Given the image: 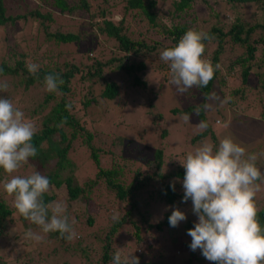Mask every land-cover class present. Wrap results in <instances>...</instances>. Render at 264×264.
Returning a JSON list of instances; mask_svg holds the SVG:
<instances>
[{"label":"trees","instance_id":"obj_1","mask_svg":"<svg viewBox=\"0 0 264 264\" xmlns=\"http://www.w3.org/2000/svg\"><path fill=\"white\" fill-rule=\"evenodd\" d=\"M9 1L0 0V83L7 82L9 85L8 91L0 93V96L16 102L14 95H10L18 87L25 93L33 85L43 86L44 76L50 73H59L64 81L58 92L47 91L44 95V101H53V105L42 118V127L37 129L32 140L37 155L29 158L28 163L20 168L23 172L20 176L30 175L33 170L49 178L50 191L44 195L46 203L57 200L55 190L65 194L70 204L69 207L66 205L67 215L69 216V211L74 214L69 218L77 238L67 242L60 238L58 232L47 234L45 238L54 239L55 246L46 251L47 255L38 251L33 264H111L112 254L117 250L124 255L139 257L140 264H163L151 260L149 253L142 251L143 247L157 245L158 240L154 236L143 235L141 230L144 227L148 232H152V229L159 232L164 226L170 227L169 217L172 212H165L162 220H156L152 214L153 205L158 207L161 203L174 206L192 204L191 199L183 202V186L178 188L179 185H176V180H183L185 169L179 163L164 173L162 168L165 165V156L161 147L154 149L151 159L136 166L132 158L123 157L124 161L120 163L118 153L101 144L100 132L94 127L90 128L93 119L87 121L86 116L90 108L99 106L100 101L106 103V107L112 103V110L116 109L113 105L116 101H121L118 104L122 108L126 107L130 100L129 95H132L129 88L148 86L145 75L147 69H157L161 72L157 74L154 71V81L157 76V81L164 80L172 85L168 66L159 58L160 52L178 44L189 29L210 35L211 39L204 42V56L208 57L214 66L223 63V67L220 66L216 70L207 87H196L201 93V103L172 110L182 113L195 112L201 121H205V111L202 107L206 103L205 97L212 93L214 87L221 88L226 85V79L235 75L238 69L241 84L248 82L252 71L254 77H257L256 86H260V92L264 94V0H33L30 9L23 12L19 10V3V6L15 5V9H9ZM240 6L248 8L243 16L239 13ZM116 7L119 18L114 16ZM236 8L237 12L234 11ZM56 14L62 22L55 21L58 20ZM68 16L70 17L67 19ZM79 19L85 24L81 25ZM29 21L31 29L26 33L23 25ZM73 24L78 27L71 26ZM9 25L14 26L12 31L6 29ZM61 27L65 31H62ZM79 27H88L91 32L89 35H92L93 39H99L97 44L104 52L100 58L89 64L71 61L66 59L69 56H66L67 52L64 50L55 51L49 48V42L51 46L58 43H73L78 46L85 34L81 29H71ZM40 38L43 39L41 42ZM38 50H43V54L48 58L66 57L62 63L51 59L45 63H37L39 71L33 76L26 64L35 63ZM105 50L109 54H106ZM236 53L238 54L234 56ZM3 77L7 78L2 79ZM81 89L85 90L82 97L79 96ZM20 99V96L17 97V102ZM67 105H70V108L66 107ZM121 114L120 111L119 116ZM262 117L264 118L263 112ZM161 118L157 115L154 120L159 121ZM120 125L118 122V126ZM165 134V129L161 128L160 138ZM208 136L217 145L218 137L211 131L209 124L206 130L197 133L192 140L204 141ZM113 137L117 141L118 150H121L125 143L122 134L116 133ZM78 139H81V145L85 147V153L94 169L93 177L83 183H80L75 175L77 166L70 155L75 151V142ZM104 157L107 161L103 165ZM150 166L153 167L152 170ZM132 169L133 175L127 177L126 170ZM2 171L3 169H0V181L3 175V183L7 177H11ZM18 171L12 175H17ZM100 185L111 198L114 197L115 201L122 205L123 212L117 215L118 219H110L107 227H101V230H98L100 235L93 240L87 234L81 235V227L84 223L94 224L97 213L103 207L104 203L97 201L92 194L94 187ZM4 193H0V241L5 239V245L13 244L12 247L18 250L28 241L22 237L25 231L29 227L33 230L39 229L16 212L13 197H7ZM72 204H82V213L71 206ZM258 209L259 222L264 226V205ZM103 210L109 211L106 208ZM192 223V220L187 222L186 232L194 227ZM11 225L15 226V230L18 229V234L6 237L7 228ZM176 237L172 239L174 253L180 252L185 246V255H189L183 264H193L194 261L205 259L200 249L191 250L192 239L183 242L184 246L176 250L175 245L181 242L180 238ZM99 252L100 255L96 257ZM30 253V248L25 244L20 255L14 259L18 264H28L24 257L27 259ZM0 264L14 262L5 261L1 256Z\"/></svg>","mask_w":264,"mask_h":264},{"label":"clouds","instance_id":"obj_2","mask_svg":"<svg viewBox=\"0 0 264 264\" xmlns=\"http://www.w3.org/2000/svg\"><path fill=\"white\" fill-rule=\"evenodd\" d=\"M210 39L208 33L189 29L178 44L160 52V60L168 66L170 82L181 95L193 87H207L220 67L204 56V42ZM26 67L30 74L37 75V64L27 63ZM63 83L59 73L44 76V87L49 93L58 92ZM8 88L7 82L0 83V93ZM205 100L208 101L202 106L205 110L212 102L220 105L227 102L214 95L206 96ZM184 120L190 121V116L185 114ZM196 127L204 131L208 124L200 121ZM36 132L35 124L25 113L12 100L0 96V169L11 177L3 182V191L13 197L16 212L39 229L37 232L29 227L23 239L40 243L47 234L58 232L60 238L71 242L77 233L66 205L60 200L47 203L44 200L50 191L49 178L39 172L12 175L37 155L32 143ZM257 159L256 154H249L229 136L220 139L218 146L201 141L178 159L185 169L183 202L191 199L193 212L198 216L195 226L187 232L192 238L190 248L200 249L203 257L214 264H264V226L259 222L255 200L264 184V173L257 166ZM172 188L174 191V183ZM186 219V214L176 208L169 224L177 227ZM111 264H140V260L117 250L112 254Z\"/></svg>","mask_w":264,"mask_h":264},{"label":"rangeland","instance_id":"obj_3","mask_svg":"<svg viewBox=\"0 0 264 264\" xmlns=\"http://www.w3.org/2000/svg\"><path fill=\"white\" fill-rule=\"evenodd\" d=\"M32 1L33 0H10L7 2V7L9 9H15V5L19 6L20 4L19 10L23 12L30 9L29 6L32 5ZM247 10V6L239 7V13H241L242 16L247 12ZM115 11L116 13L114 16L119 18V14H117L118 7H116ZM234 11L237 12L238 8L234 9ZM56 16H58V14H56ZM59 17L60 16L57 17L58 20H55L57 23L58 21L62 22ZM69 17L70 16H68L67 19ZM63 22L65 23L66 21L64 20ZM79 23L81 25L85 24L82 19H79ZM30 24L31 22L29 21L26 25H23L26 33H28L31 29ZM71 26L76 27L77 24H73ZM12 27L14 26L9 25L6 29H10L12 31ZM60 29L65 31L63 27ZM80 29L85 35L81 42H79L80 44L78 46H75L73 43H58V45L54 44L51 46V42H49V48H52L55 51L57 49L64 50L67 52L66 56H69L66 59L74 62H81L83 64H89L92 63V61L94 62L96 59L100 58L101 53H104L103 50L99 49V44H97L99 39H93L92 35H89L91 32L88 27H79L78 29L72 28L71 30L79 31ZM1 32L2 30L0 29V34ZM0 37L2 36L0 35ZM41 40L43 39L40 38L39 41L41 42ZM43 50L46 51V49ZM43 50L37 51L35 64L39 62L45 63L48 59L54 61L57 60L59 63L64 62L66 56H60L59 58L51 56L48 58L43 54ZM105 52L106 54H109L107 50H105ZM226 54L228 55L227 51ZM237 54L238 53L234 56ZM92 57L93 59H91ZM205 58L209 59L208 57ZM220 66L223 67V63H220ZM154 71L157 74L161 73L157 69ZM154 71L152 69H147L145 71V75L147 76V87L129 88L132 95H129L130 100L126 107L122 108L118 104V102L121 101H116V104L113 103L116 109L112 110V103H109V106L106 107V103L100 101L98 107L96 106L89 109L86 118L87 121L93 119L91 121L92 124H90V128L94 127L97 132H100L99 137L101 138L99 141L104 147L108 146V148H111L118 153L120 163L124 161L123 157L129 159L132 158V160L136 162V166L147 159H151L154 149L156 147H161L165 156V165L163 166L162 171L165 173L169 172L171 168H175V165L179 164L178 159H182L188 151L192 150L195 146L201 143L199 140H196L195 142L192 140V137L201 131L196 127L201 120L195 112L182 113L177 110H172V108L183 109L187 106L198 105L202 100L201 93L196 87H193L187 93L181 95L176 91L175 86L170 85L169 82H165L164 80L157 81V76L154 81L152 79ZM6 78L7 77H3L2 79ZM226 82V85L221 86V88L214 87L209 96H221L222 98H220L226 99L227 102L223 105H220L219 102H212L208 110L204 109L205 122L209 124L211 131L217 135L218 140L224 138L225 136H229L235 142L244 146L249 154H256L258 157L257 166L260 167L262 173H264V118L262 117V112L264 113V94L260 92L261 87L256 86L257 77H254V73L251 71L248 82L246 84H241L240 71L238 69L235 71V75L226 79ZM19 88L20 87H18V89L10 95H14L13 99L16 100V102H13L14 105L25 113L26 118H32L31 121L35 124L36 129L41 128L42 118L51 110L53 101H44V95L47 93L44 85H33L26 90L25 93H22ZM81 90L82 91L79 93L80 97H82L85 93L84 89ZM19 96L21 99L17 102V97ZM207 102L208 101H206V103ZM243 109L246 110L244 111ZM120 111L123 115L121 114L119 116ZM185 114L190 116V121L186 122L184 120ZM157 115L162 117L161 120H154ZM217 120L219 122H217ZM118 122L121 123L120 126H118ZM161 128L166 131V134L162 137V139L159 136ZM116 133L122 134L125 140L121 150H118V147L116 146L117 141L113 137ZM205 140L213 143L209 136L206 137ZM75 143L76 149L75 151H72L70 155L76 162L77 167L75 169V175L78 177L79 182L83 183L89 177H93L94 169L87 153H85V147L81 145V139L76 140ZM113 144L115 146H113ZM218 144L219 142L217 143V146ZM106 161L107 159L104 157L102 161L103 165L106 164ZM150 169L152 170L153 167L150 166ZM132 171L133 169L129 171L126 170L127 177L133 175ZM32 172L33 170L30 173ZM20 174H23L21 169H19L17 175ZM5 175L8 176L7 174ZM7 179L8 177L5 180ZM2 181L3 175L0 181V193H4ZM176 181V185H179L178 188L183 186V180ZM54 192L57 196V200L63 201L68 207L70 206L66 200L65 194H61L58 190H55ZM92 194L97 201L103 202L104 204L103 207H101V211L97 213V215L95 214L96 220L94 224L88 225L87 223H84L81 227V235L85 236L87 234L94 240L98 235H100L98 234V230H101V227H107L110 223V219L117 216L120 212H123V207L115 201L114 197L111 198V195L105 191L101 185L94 187ZM7 197L10 196L7 195ZM255 200L258 208L264 205V184H261V190L256 194ZM111 205H113L114 208H112ZM71 206L75 207L76 210L82 213V204L79 206L72 204ZM103 208L109 209V211L103 210ZM176 208H179V210L184 212L187 216V219L185 221H181L177 227L170 226L168 228L164 226L159 232L154 229H152V232H148L144 227L141 230L143 235L154 236L158 240L157 245L142 248V251H147L149 253L151 257L150 259L153 261H158L163 264H183V261L189 257V255H185L186 247L183 242L190 241V239H192L185 230L187 222L192 220V224L195 226V223L198 221L197 215L195 216L193 212V205L187 204L183 206H174L163 205L161 203L158 207L156 205L152 206V214L156 217V220H162L165 212H172ZM73 216L74 214L69 211V217ZM17 230L18 229L15 230L14 225L9 226L7 228L6 237H8V235L18 234ZM33 231L38 232V230ZM23 233L24 232H22V234ZM175 236H177L176 239L180 238L181 240V242H178V245H175V249L177 250L178 248L184 246V248L176 254L174 253L175 250L172 246V239ZM3 240L5 239L0 241V257L2 256V259L5 261L14 262V264L19 263H17L14 258L20 255L21 248L25 244H27V247H29L31 251L30 257L27 256V259L24 257L28 264H33L36 261L38 251L47 255L46 251H50L52 247L55 246L54 239L44 238V240L40 243L28 240L20 246V249L15 250L14 248L16 247H12L13 244L12 246L9 243H6L5 245ZM199 251L200 250H198V252ZM99 255L100 252L96 257ZM193 264H214V262L208 261L207 259H200L197 262L194 261Z\"/></svg>","mask_w":264,"mask_h":264}]
</instances>
